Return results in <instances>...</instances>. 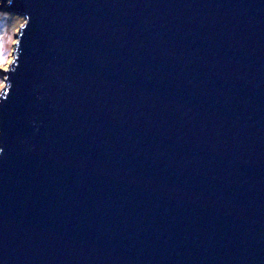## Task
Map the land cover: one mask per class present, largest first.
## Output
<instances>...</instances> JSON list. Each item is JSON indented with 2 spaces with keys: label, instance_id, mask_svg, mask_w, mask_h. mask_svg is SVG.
I'll list each match as a JSON object with an SVG mask.
<instances>
[{
  "label": "water",
  "instance_id": "obj_1",
  "mask_svg": "<svg viewBox=\"0 0 264 264\" xmlns=\"http://www.w3.org/2000/svg\"><path fill=\"white\" fill-rule=\"evenodd\" d=\"M0 2V264H264V0Z\"/></svg>",
  "mask_w": 264,
  "mask_h": 264
},
{
  "label": "rangeland",
  "instance_id": "obj_2",
  "mask_svg": "<svg viewBox=\"0 0 264 264\" xmlns=\"http://www.w3.org/2000/svg\"><path fill=\"white\" fill-rule=\"evenodd\" d=\"M24 23L23 16L0 8V93L6 86V74L3 70L9 69L16 46V36Z\"/></svg>",
  "mask_w": 264,
  "mask_h": 264
}]
</instances>
